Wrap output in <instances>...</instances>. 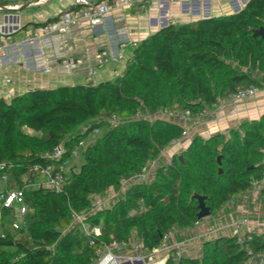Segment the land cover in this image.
I'll return each instance as SVG.
<instances>
[{"label": "trees", "instance_id": "1", "mask_svg": "<svg viewBox=\"0 0 264 264\" xmlns=\"http://www.w3.org/2000/svg\"><path fill=\"white\" fill-rule=\"evenodd\" d=\"M261 26L264 0H245L229 13L167 22L134 41L112 79L0 96V190L23 187L25 207L19 213L17 205L0 203V264H95L104 244L124 242L121 248L129 249L134 239L145 252L169 229L200 221L193 193L205 196L210 214L254 184L264 196V112L226 134H194L169 162L158 163L150 181L132 180L184 128L172 118L149 121L135 113L195 111L250 83L260 87L255 75H264V36L253 30ZM95 127L98 134L87 141ZM79 138L87 144L79 163L69 166L61 192L23 185L54 161L55 146L66 159ZM130 179L111 204L90 210L96 197ZM140 198L145 209L132 214ZM72 212L88 213L83 220L100 227L92 244ZM248 244L253 252L264 249L262 235ZM175 250H168L163 264H246L250 257L233 235L204 241L196 256L173 259Z\"/></svg>", "mask_w": 264, "mask_h": 264}, {"label": "crops", "instance_id": "2", "mask_svg": "<svg viewBox=\"0 0 264 264\" xmlns=\"http://www.w3.org/2000/svg\"><path fill=\"white\" fill-rule=\"evenodd\" d=\"M97 1L99 0H0V7L3 8L17 5L15 12L20 14L24 22V31L16 37L14 35V44L0 55L3 68L13 60L14 75L26 80L15 81L17 83L14 94L35 87L84 82L85 77L89 80L92 78L91 81L95 82L112 79L117 76V72L121 73L134 41L146 34L167 22H185L198 17L229 13L245 2V0H133L131 9L114 8L97 24L90 25L86 21H80L63 34L24 42L28 26L53 19L62 9ZM7 51H12V55H6ZM55 54L59 56L55 58ZM45 55L49 56V59L46 57V62ZM60 56L62 59H59ZM113 56L116 58H111ZM68 71H71L70 74ZM56 81L63 83L55 84ZM260 195L264 198L262 194ZM248 218L251 227L258 233V226L260 228L263 225L264 216L259 213L256 221ZM197 224L195 228L199 235L205 234L203 231L205 228L200 231L201 221ZM188 231L187 227H176L168 244L182 246L186 240L183 235ZM161 253L164 251L157 255ZM181 253L198 255V251ZM164 260V256L157 258V264H163ZM249 262L264 264V261L257 257L250 259Z\"/></svg>", "mask_w": 264, "mask_h": 264}, {"label": "built area", "instance_id": "3", "mask_svg": "<svg viewBox=\"0 0 264 264\" xmlns=\"http://www.w3.org/2000/svg\"><path fill=\"white\" fill-rule=\"evenodd\" d=\"M147 1V0H143ZM144 3V2H141ZM134 4L133 0H99L97 2L86 3L81 6H73L70 8L60 10L53 19L43 21L40 24H33L26 28L25 38L31 41L35 37L45 36L50 34H63L72 25L79 23L80 21H86L90 25L97 24L103 20L114 8L131 9ZM17 5H8L4 7V10H0V55H3L5 50L13 43V37L18 32L24 31V22L21 19L19 13L15 12L13 8ZM1 8V7H0ZM171 23H175L171 21ZM134 45V43H133ZM116 58V57H111ZM120 75L117 72V76ZM9 81V79H6ZM260 87L256 84L250 83L244 87L237 88L229 92L226 96L222 97L218 101L212 102L198 110L192 111L189 108L183 110H169L167 108L161 109L162 113L172 117L175 122L184 123L190 121L195 124L202 122H214L219 118L227 115H234L238 112V104L246 99L252 98L260 92ZM14 95V93L12 94ZM11 95V96H12ZM10 96V95H8ZM146 112V117L149 121L150 113ZM136 117H140L141 112L135 113ZM115 116L112 115L109 121H113ZM97 127L93 128L92 134L98 133ZM187 135L186 129L183 128L181 132V138ZM179 138L173 139L171 142H176ZM170 142V143H171ZM87 141L84 138L77 139L70 148L69 158L62 159L63 148L58 145L55 146L50 157L54 161L47 164L40 169V177L34 182H28L25 180L24 186L28 184H39L45 187L51 188L54 192L62 191V184L65 180L66 172L68 170L70 160L79 155L86 147ZM162 153V151H160ZM155 159L150 163L144 165L136 176L146 175L152 168ZM0 164V169L2 168ZM32 169L36 170V167ZM6 175L2 176L5 179ZM24 190L23 187L18 188H5L0 190V203L4 207H10L17 205L19 213L25 211L23 206ZM100 197L94 199L90 204V210L96 209L101 203ZM139 206L136 209H132L131 213H140L145 207L142 204V198L139 199ZM73 222H77L82 228L83 232L88 236V244L93 243V237L100 234V227L97 225H90L83 220V213L72 212ZM17 227V224H14ZM175 228L169 229L163 236L161 243L148 251L142 253H125L121 254L117 252L118 246L124 245L121 243L104 244L101 248L96 250L95 264H146L154 260V257L159 252H165L170 248L168 244L169 238L173 235ZM255 234V229L250 225V220L246 215L237 216L232 222V235L235 237L236 242L250 255L246 264L250 259L257 257L264 261V249L260 252H253L248 244V241ZM179 252L176 249L173 259L179 256ZM167 256V255H166ZM165 256V258H166Z\"/></svg>", "mask_w": 264, "mask_h": 264}, {"label": "rangeland", "instance_id": "4", "mask_svg": "<svg viewBox=\"0 0 264 264\" xmlns=\"http://www.w3.org/2000/svg\"><path fill=\"white\" fill-rule=\"evenodd\" d=\"M1 15V12H0ZM23 32V30H22ZM20 32L15 34V37L18 36ZM58 34H50V35H45V36H39L33 38L31 41H28L25 36L23 38L24 42H32L37 39H45L48 36H54ZM13 43L10 45L12 46ZM8 50L10 49L7 48ZM12 51L8 52V56H11ZM59 56L55 54V58ZM45 55V59H49V56ZM52 58V57H51ZM59 59H62V56L59 57ZM47 60H45L46 62ZM14 62L13 60L9 63L6 64V68H3L1 63H0V93H2V96L6 99H8L13 93H15L16 89V83L15 81H26L24 79H21L19 75H14L13 73V67H14ZM46 65V63H45ZM18 69V68H17ZM46 69V68H45ZM72 71V70H71ZM71 71H68L70 74ZM255 78L257 80H260L261 85H260V92L255 95L252 98L246 99L238 104V112L234 115H227L219 118V120L214 121V122H202L199 124L192 123L190 121L182 123L184 129L187 131V135L179 137V139L176 142H171L169 143L164 149H162V153H159L158 157L155 159V162L150 169V171L144 175V176H136L133 179L139 180V181H150L152 178V175L154 173L155 167L158 165L160 162H169L170 158L172 155L179 153L190 141L191 137L194 134H198L202 137H207L208 135H211L216 132H220L223 134H226L230 128H236L238 127L243 121L251 120V119H258L260 115L264 112V75L262 74H256ZM6 79H9V81H6ZM92 78L89 80L87 77H85V81L88 82H95L91 81ZM67 82V81H65ZM56 83H63V81H56ZM2 91V92H1ZM10 95V96H8ZM141 115L140 117H146V112L145 111H140ZM150 118L151 120L155 116L163 117V118H172L168 116L167 114L162 113L161 109L158 110L157 112L150 113ZM114 121V120H113ZM111 121V122H113ZM29 132L33 135H39L38 132H34L29 130ZM92 134L89 135L87 141L92 140L96 135ZM81 160V153L77 155L76 157L72 158L70 160V164H78L79 161ZM70 168V167H68ZM133 181L130 180H124L120 187L118 189H108L103 196L100 198L103 200L102 203L96 208H102L105 207L109 204H111L116 197L120 196L126 189L127 187L132 183ZM98 198V197H96ZM95 198V199H96ZM259 213H261L264 216V198L261 197L259 194V185L254 184L252 190L250 192H243L240 193L239 195L233 197L232 200L228 201L223 207L220 209L214 211L213 213L209 214L208 216L200 219L201 224H200V231L203 229L205 231V234L199 235V232L196 231V226L198 225L195 223L193 226L187 227L188 232H186L183 237L186 239L184 244L182 246H170L169 249L175 248L178 250L179 254L181 252H195L198 251V254H200V249H201V244L204 241L207 240H213L217 237L220 236H231L232 235V222L233 220L239 216V215H246L250 218H252L254 221L257 220ZM88 213L83 214V217H85ZM254 225L257 226V224L254 223ZM3 226L0 223V231H2ZM258 235H262L264 239V222L263 225L258 226ZM174 237V236H173ZM181 238V237H179ZM194 244V245H193ZM125 246V245H124ZM123 245L118 246L116 249L117 252L121 254L125 253H142L140 247V243L137 239H134L131 244V248H121ZM168 249V250H169ZM168 250H166L164 253H161L159 255H156L154 257V260L146 263V264H157V258L163 257L167 255ZM250 264V262L248 263Z\"/></svg>", "mask_w": 264, "mask_h": 264}, {"label": "water", "instance_id": "5", "mask_svg": "<svg viewBox=\"0 0 264 264\" xmlns=\"http://www.w3.org/2000/svg\"><path fill=\"white\" fill-rule=\"evenodd\" d=\"M16 9H17V7L13 8V10H16ZM0 10H4V8L1 7ZM253 34L264 36V26H261L257 29H254ZM217 160L219 162V157H217ZM191 198L195 199L197 201L198 211L196 213V216L198 219H202V218H204L210 214L211 210H210V207L208 205H206V203H205V196L204 195H201L198 193H193Z\"/></svg>", "mask_w": 264, "mask_h": 264}]
</instances>
